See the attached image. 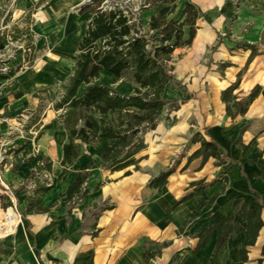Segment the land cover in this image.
Instances as JSON below:
<instances>
[{"label":"crops","instance_id":"1","mask_svg":"<svg viewBox=\"0 0 264 264\" xmlns=\"http://www.w3.org/2000/svg\"><path fill=\"white\" fill-rule=\"evenodd\" d=\"M81 1L0 0V48L9 39L21 46L0 71V149L9 150L5 177L22 217L14 214L7 237L16 232L0 242V264H240L244 249V264H264V226L252 246L244 230L215 256L214 230L194 252L199 234L220 224L235 200L249 209L264 205V0H182L202 15L192 44L177 48L171 62L175 80L164 96L178 108L145 133L137 166L123 170L101 164L106 140H76L78 158L63 162L69 138L58 103L91 18V10H77ZM238 79L231 104L255 88L259 94L233 117L223 92ZM96 83L126 94L134 89L107 71ZM203 141L217 143L216 156L195 155ZM168 169L166 185L151 187ZM80 172H90L81 187L86 194L67 197ZM51 182L41 197L45 210L29 213L30 198ZM235 222L247 228L238 213Z\"/></svg>","mask_w":264,"mask_h":264},{"label":"trees","instance_id":"2","mask_svg":"<svg viewBox=\"0 0 264 264\" xmlns=\"http://www.w3.org/2000/svg\"><path fill=\"white\" fill-rule=\"evenodd\" d=\"M178 1L138 0L140 5L137 11L117 2L112 4V8H100V3L96 2L82 9L91 10V18L78 44L73 75L63 85L62 99L58 103V107L63 108L59 116L60 125L67 130L69 138L68 143L64 144V163L72 164L78 158L80 150L76 140L94 145L106 140L105 148L98 152L103 166L112 170L137 166L136 155L146 147L145 133L157 126L167 109L178 108L177 102L164 96L167 84L175 80L171 62L177 48L192 44L197 32V20L202 15L194 2L185 1L180 16H172L177 10ZM145 12H152L148 19L143 17ZM255 54L253 50L251 58ZM102 71L112 74L114 83L123 79L130 82L134 87L133 92L120 93L112 86L96 83ZM239 82L238 79L223 92L228 113L233 117L244 114L259 94V88H255L248 97L231 104L235 99L233 91ZM202 144L195 155L203 154L204 159L217 155V143L203 141ZM92 164L93 161L90 166ZM171 174L172 170L162 171L150 181V186L162 189ZM89 175L90 172H80L65 195L81 198L86 194L87 191H82L81 187ZM215 180L199 182L196 188H204ZM53 185L51 182L36 191L35 197L29 200V213L45 210L40 207L41 197ZM199 209L192 213L191 219L199 214ZM263 209L261 202L254 209H249L241 205V200H235L233 209L220 224L199 234L194 252L206 245L214 230H217L215 256L223 244L244 230L249 233L248 244L254 245L264 226ZM236 213L247 222L246 229L235 222ZM13 219L14 214L9 213L6 214L5 223L0 221V238L10 234ZM148 252L153 256L151 251ZM247 260L248 250L244 249L240 264Z\"/></svg>","mask_w":264,"mask_h":264},{"label":"built area","instance_id":"3","mask_svg":"<svg viewBox=\"0 0 264 264\" xmlns=\"http://www.w3.org/2000/svg\"><path fill=\"white\" fill-rule=\"evenodd\" d=\"M96 2L100 3V8H112V4H108L107 0H82L78 5L77 10L81 11L84 7L91 6L96 4ZM138 9H135L137 11ZM4 26L2 29H5ZM17 47H21L19 41L14 39H9L5 49L0 48V71H7L6 62L8 59L12 58L15 54V49ZM8 149L3 146L0 149V192L5 194V196L9 197L12 203H14L15 209L17 211L16 203L17 199L15 193L13 192L10 184L6 180V172L10 169L8 163ZM12 207V206H10ZM13 208V207H12ZM14 209V208H13ZM18 212V211H17Z\"/></svg>","mask_w":264,"mask_h":264},{"label":"rangeland","instance_id":"4","mask_svg":"<svg viewBox=\"0 0 264 264\" xmlns=\"http://www.w3.org/2000/svg\"><path fill=\"white\" fill-rule=\"evenodd\" d=\"M108 4H113V3H124L125 5H129L130 7H132L131 9L135 10L138 9L140 3L138 2V0H107ZM183 8V4H182V0L177 2V10L176 12L172 15L174 17H179L181 14ZM147 15H149V13H143V17L146 18ZM147 19V18H146ZM168 114H170V110H166L165 111V115L164 117H166ZM12 206L14 208V211H12V209H10L9 207ZM15 212L17 214V216L20 218H22L19 213L16 211L14 203L11 202L10 199L7 198V196H5V194L0 192V221L2 223L6 222V214ZM16 232V227L14 228L13 233L10 235H14V233ZM9 236V237H10ZM9 237H4V238H0V242H3L5 239L9 238Z\"/></svg>","mask_w":264,"mask_h":264},{"label":"bare ground","instance_id":"5","mask_svg":"<svg viewBox=\"0 0 264 264\" xmlns=\"http://www.w3.org/2000/svg\"><path fill=\"white\" fill-rule=\"evenodd\" d=\"M12 210L14 211V209L12 208ZM12 214H16L15 212H12Z\"/></svg>","mask_w":264,"mask_h":264}]
</instances>
